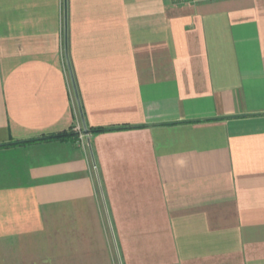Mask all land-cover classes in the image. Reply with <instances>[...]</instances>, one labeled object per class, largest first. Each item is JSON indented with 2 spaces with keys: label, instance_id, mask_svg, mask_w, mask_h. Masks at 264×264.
Returning a JSON list of instances; mask_svg holds the SVG:
<instances>
[{
  "label": "crops",
  "instance_id": "1",
  "mask_svg": "<svg viewBox=\"0 0 264 264\" xmlns=\"http://www.w3.org/2000/svg\"><path fill=\"white\" fill-rule=\"evenodd\" d=\"M0 264H264V0H0Z\"/></svg>",
  "mask_w": 264,
  "mask_h": 264
},
{
  "label": "trees",
  "instance_id": "2",
  "mask_svg": "<svg viewBox=\"0 0 264 264\" xmlns=\"http://www.w3.org/2000/svg\"><path fill=\"white\" fill-rule=\"evenodd\" d=\"M93 132V129H90ZM95 131L99 130H104L101 128L94 129ZM77 133L74 130H71L70 132H60V133H55L52 135H49L48 138H57V139H65L68 136H75ZM47 138V137H46Z\"/></svg>",
  "mask_w": 264,
  "mask_h": 264
},
{
  "label": "water",
  "instance_id": "3",
  "mask_svg": "<svg viewBox=\"0 0 264 264\" xmlns=\"http://www.w3.org/2000/svg\"><path fill=\"white\" fill-rule=\"evenodd\" d=\"M66 48H67V47H66ZM67 59H68V64H69L70 72H71V75H72V80H73V83H74V88H75V91H76V95H77V97L79 98V96H78V92H77L76 83H75V79H74V75H73V73H72V69H71V66H70V61H69V58H68V54H67ZM79 105H80V101H79ZM80 111H81V113H82L81 105H80ZM84 132H85V133H89V132H90L89 128L87 127V125H86L85 123H84Z\"/></svg>",
  "mask_w": 264,
  "mask_h": 264
},
{
  "label": "built area",
  "instance_id": "4",
  "mask_svg": "<svg viewBox=\"0 0 264 264\" xmlns=\"http://www.w3.org/2000/svg\"><path fill=\"white\" fill-rule=\"evenodd\" d=\"M77 131H79V132H81V133H84V129H83V127H77V128H75ZM83 131V132H82Z\"/></svg>",
  "mask_w": 264,
  "mask_h": 264
}]
</instances>
